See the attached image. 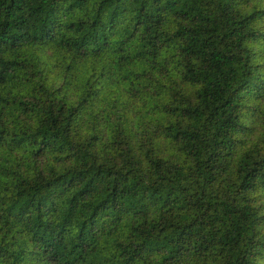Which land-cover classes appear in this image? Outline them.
I'll return each instance as SVG.
<instances>
[{
  "label": "trees",
  "instance_id": "trees-1",
  "mask_svg": "<svg viewBox=\"0 0 264 264\" xmlns=\"http://www.w3.org/2000/svg\"><path fill=\"white\" fill-rule=\"evenodd\" d=\"M0 264H264V0H0Z\"/></svg>",
  "mask_w": 264,
  "mask_h": 264
}]
</instances>
